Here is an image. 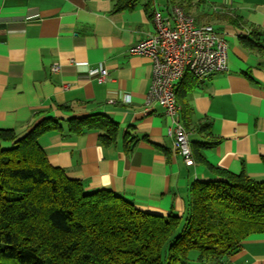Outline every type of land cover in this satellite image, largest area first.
Instances as JSON below:
<instances>
[{"label":"crops","instance_id":"obj_1","mask_svg":"<svg viewBox=\"0 0 264 264\" xmlns=\"http://www.w3.org/2000/svg\"><path fill=\"white\" fill-rule=\"evenodd\" d=\"M145 4L114 12L112 0H0V129L22 136L39 113L65 121L105 115L120 127L115 144L104 146L102 131L71 134L63 123L39 139L49 162L87 191L184 217L193 185L221 179L215 169L264 179V0H191L197 24L226 38L228 70L196 81L187 72L177 87L192 110V151L205 160L190 166L174 149L172 119L147 102L152 59L130 53L155 32L153 11L172 8L155 0L148 12ZM101 67L109 72L102 84L89 76ZM229 262L264 264V234L247 237Z\"/></svg>","mask_w":264,"mask_h":264},{"label":"trees","instance_id":"obj_2","mask_svg":"<svg viewBox=\"0 0 264 264\" xmlns=\"http://www.w3.org/2000/svg\"><path fill=\"white\" fill-rule=\"evenodd\" d=\"M112 1L113 11L122 12L143 0ZM145 1L146 10H154L155 0ZM167 3L192 13L191 0ZM180 92L176 88L189 131L192 110ZM36 118L22 136L0 129V264H230L247 237L264 234V179L215 169L221 179L193 185L184 217L151 214L114 192L87 191L53 166L39 145L67 123L75 135L104 132L100 141L109 146L119 137L117 123L102 114ZM193 158L205 162L197 153Z\"/></svg>","mask_w":264,"mask_h":264},{"label":"built area","instance_id":"obj_3","mask_svg":"<svg viewBox=\"0 0 264 264\" xmlns=\"http://www.w3.org/2000/svg\"><path fill=\"white\" fill-rule=\"evenodd\" d=\"M153 23L155 32L132 46L130 53L152 59V83L147 102L159 105L172 119L174 149L187 165H194L190 132L180 120L176 88L187 72L202 80L227 71L228 43L214 25L197 24L195 17L182 6H173L167 15L155 9ZM59 70V66L53 67V72ZM89 76L102 84L109 79V72L101 67L91 70Z\"/></svg>","mask_w":264,"mask_h":264},{"label":"rangeland","instance_id":"obj_4","mask_svg":"<svg viewBox=\"0 0 264 264\" xmlns=\"http://www.w3.org/2000/svg\"><path fill=\"white\" fill-rule=\"evenodd\" d=\"M8 263H9V264H14V262H11V261H9ZM194 264H196V263H194Z\"/></svg>","mask_w":264,"mask_h":264}]
</instances>
